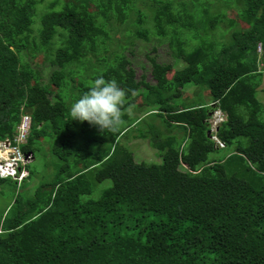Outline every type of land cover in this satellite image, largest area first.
I'll return each mask as SVG.
<instances>
[{
	"label": "trees",
	"instance_id": "1",
	"mask_svg": "<svg viewBox=\"0 0 264 264\" xmlns=\"http://www.w3.org/2000/svg\"><path fill=\"white\" fill-rule=\"evenodd\" d=\"M135 1L99 0L91 12L86 2L51 0L38 27L41 0H0V140L13 139L29 113L22 150L35 154L47 139L61 160L32 196L17 192L12 214L0 220V264H264V0H225L223 14L206 20L203 0H143L152 4L148 22ZM222 16L233 31L219 51L213 40L185 48L199 24L213 29ZM112 23L120 30L127 24L135 40L168 36L183 65L169 77L173 64L150 53L155 82L138 79ZM41 46L54 47L47 78L58 88L54 99L34 66ZM83 61L100 71L84 73ZM99 76L124 90L121 119L140 93L153 105L147 113L182 126L151 141L161 162H137L132 150L114 146L123 130L101 132L73 120L75 97ZM190 83L208 87L211 101L186 100ZM215 109L226 115L217 128L209 122ZM219 149L228 152L209 157ZM108 178L112 184L91 197Z\"/></svg>",
	"mask_w": 264,
	"mask_h": 264
},
{
	"label": "rangeland",
	"instance_id": "2",
	"mask_svg": "<svg viewBox=\"0 0 264 264\" xmlns=\"http://www.w3.org/2000/svg\"><path fill=\"white\" fill-rule=\"evenodd\" d=\"M42 2L38 5V13L35 17V22L37 23L38 27H41V16L49 8L51 0H41ZM61 2L65 3L68 1H74V2H86L89 4L91 12L96 10L99 6V0H60ZM204 4L207 5L205 8L210 7V11H202V19L206 20L209 16L218 17L223 14V12L220 11L223 7L226 5L225 0H203ZM232 6H235V0L229 1ZM135 10L141 11V13H144L145 18L148 19L145 20L148 22L151 15L152 10V4L147 5L143 2V0H137L135 1ZM209 13V14H208ZM228 14L230 17L238 18L237 13L235 10L231 9L228 11ZM199 19V17L197 16ZM224 16L218 18L216 20V23L213 27L208 26L207 23H201L199 24V33L196 34V37L193 40H190L188 42V46H185V48L188 49V51L193 50L197 46H199L202 42L206 40H213L215 43V50L219 51L221 49L222 44H226L230 40V32L232 33L231 29L227 27L226 23H228V20L224 18ZM211 19V18H210ZM201 20V21H203ZM112 26L115 30L114 33V39L117 37H120L122 32V39H119L124 45L126 55L130 58L132 61V64L134 68L136 69V76L137 78H141L142 75H146V79L149 82H155L152 76L151 72V64L148 60V54L156 55L157 60L161 63H172L173 67L167 71V76L171 77V75L174 73V71L177 68H180L183 63L181 60H175L174 55L172 54V45L173 42L171 38L163 37L160 38L159 36H152V40H143L142 38L136 39L135 37H132V31L130 28H128V25L125 23L121 24V30L115 26L114 23H112ZM111 26V27H112ZM150 26V25H148ZM37 30L35 31L34 35H37ZM191 36V34L189 33ZM192 37V36H191ZM135 40L136 44L133 46H129V43L126 41ZM128 47V48H127ZM155 48V52L152 53V49ZM54 47H47V46H41L37 52L36 57L34 59V66H37L39 69L43 71L44 74V80L46 82V85L52 89V95L51 98L54 99L55 92H57L58 88L49 82L48 75L52 72L54 69L53 66L49 64V59L51 55L54 53ZM132 50V51H131ZM260 53L262 52V48L259 47ZM94 59V57H91ZM87 60H89V57H86ZM175 60L174 62H172ZM84 62V73L90 74V73H98L100 71L99 69H94V65H89ZM78 66L74 65V73L75 75L79 72ZM82 68V67H81ZM259 68H262V63H260ZM83 77V75H81ZM38 77L34 80V84L38 81ZM80 79L79 75H77L74 86H77V81ZM262 85L260 86V91H258V97L263 100L264 102V74L262 75ZM95 79L90 77L88 80V83L92 84V82ZM262 88V89H261ZM184 90L186 93L184 94L187 96L185 99L188 101H192L191 103L198 102V103H207L208 101H211L210 97V90L208 87H199L195 85L194 83L187 84L184 87ZM136 99V107L134 106L130 107L128 109V112L130 113V117L127 119H121V124L119 126V130L122 131V134L116 141L114 146H124L130 150L133 151L135 160L137 162H147V163H158L161 162L160 154H158L157 148L153 146L151 141L154 143L155 141H158L159 139H166L170 131H175L177 129L178 131H184L182 129V126L179 127H172V125H167L163 116L156 117L152 113H156L155 111H150L153 107V105L146 106L150 99L146 100L145 103L143 101L144 97L140 93L137 94ZM193 97V98H192ZM192 98V99H191ZM183 99V98H182ZM76 100V97L75 99ZM190 104V103H189ZM213 104V103H211ZM210 104V105H211ZM145 107L144 109H141ZM215 109L213 113L216 112ZM212 113V115H213ZM224 113V112H223ZM225 114V113H224ZM29 115V113H28ZM30 116V115H29ZM209 122L214 124L215 120L210 119ZM129 126V127H128ZM218 126V125H217ZM217 126L214 127L217 128ZM147 136V137H146ZM43 146H40L38 150L33 154L30 162L28 163L29 168L32 170V177H28L27 182L24 183L23 186L16 185L11 180H5L3 182H0V220L8 214V211L11 207V205L15 201L16 193L21 192L22 195L28 192V196H32V193L35 191L36 187L41 181H50L54 177L56 173V164L58 162L60 163L61 160L56 158L55 155L52 154L51 150H49L50 142L47 139H40ZM228 152V149H219L215 152H212L209 157L214 158L215 156H221ZM82 168H84L81 165ZM112 184L111 179H105L102 182L99 183V191L94 193L93 195H90L91 197H97L101 194L102 190ZM53 188V187H52ZM90 196H85L84 198H88ZM26 198H28L26 196ZM25 198V199H26Z\"/></svg>",
	"mask_w": 264,
	"mask_h": 264
},
{
	"label": "clouds",
	"instance_id": "3",
	"mask_svg": "<svg viewBox=\"0 0 264 264\" xmlns=\"http://www.w3.org/2000/svg\"><path fill=\"white\" fill-rule=\"evenodd\" d=\"M259 47L262 48L261 44ZM124 96V90L114 79L106 80L103 76H99L92 82L89 89L72 103L70 108L71 117L79 122L86 121L101 132L116 133L121 124V105ZM28 176L29 174L25 179ZM25 179L21 184L16 180H11L20 186Z\"/></svg>",
	"mask_w": 264,
	"mask_h": 264
},
{
	"label": "built area",
	"instance_id": "4",
	"mask_svg": "<svg viewBox=\"0 0 264 264\" xmlns=\"http://www.w3.org/2000/svg\"><path fill=\"white\" fill-rule=\"evenodd\" d=\"M213 118L215 120L214 124L217 126L225 120L226 115L221 110H216ZM31 123V116L28 114L24 115L18 127V134L13 139L5 138L0 140V177L11 178L21 184L29 174L26 166L30 162L32 154L27 155L22 150V146L28 142ZM214 124H212L213 127Z\"/></svg>",
	"mask_w": 264,
	"mask_h": 264
},
{
	"label": "water",
	"instance_id": "5",
	"mask_svg": "<svg viewBox=\"0 0 264 264\" xmlns=\"http://www.w3.org/2000/svg\"><path fill=\"white\" fill-rule=\"evenodd\" d=\"M209 133H211V132L209 131ZM30 153H31V152H28L27 155H29Z\"/></svg>",
	"mask_w": 264,
	"mask_h": 264
}]
</instances>
